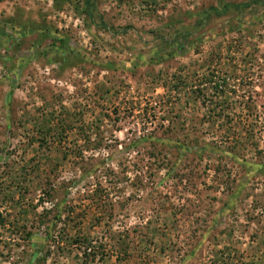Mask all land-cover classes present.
<instances>
[{"label": "rangeland", "instance_id": "374dc122", "mask_svg": "<svg viewBox=\"0 0 264 264\" xmlns=\"http://www.w3.org/2000/svg\"><path fill=\"white\" fill-rule=\"evenodd\" d=\"M90 1L0 0V264H264V0Z\"/></svg>", "mask_w": 264, "mask_h": 264}, {"label": "trees", "instance_id": "16d2710c", "mask_svg": "<svg viewBox=\"0 0 264 264\" xmlns=\"http://www.w3.org/2000/svg\"><path fill=\"white\" fill-rule=\"evenodd\" d=\"M86 1V3H87V7L89 8V11H90V13L92 12V3H91V1L90 0H85ZM249 6V4H247V5H245V7H248ZM229 7H231L230 5L229 6H227L226 8H229ZM107 29V28H106Z\"/></svg>", "mask_w": 264, "mask_h": 264}]
</instances>
